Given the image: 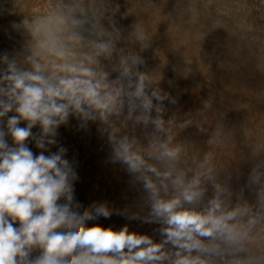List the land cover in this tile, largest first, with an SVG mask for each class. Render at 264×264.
Returning <instances> with one entry per match:
<instances>
[{"label": "clouds", "instance_id": "9594fccd", "mask_svg": "<svg viewBox=\"0 0 264 264\" xmlns=\"http://www.w3.org/2000/svg\"><path fill=\"white\" fill-rule=\"evenodd\" d=\"M12 27L29 39L0 55V264H264V251L254 255L248 247L258 223L252 209L229 207L212 167L201 165L191 177L177 169L171 130L193 121L166 118L177 99L147 67L142 53L151 37L142 27L125 35L115 16L107 25L89 18L83 0ZM121 117L151 124L166 138L145 152L119 135ZM73 119L80 129L91 122L107 131L114 161L141 185L147 207L143 217L129 218L159 225V242L127 225L89 224L126 210L75 199L78 174L57 140L58 129ZM208 181L213 196L205 202Z\"/></svg>", "mask_w": 264, "mask_h": 264}, {"label": "rangeland", "instance_id": "374dc122", "mask_svg": "<svg viewBox=\"0 0 264 264\" xmlns=\"http://www.w3.org/2000/svg\"><path fill=\"white\" fill-rule=\"evenodd\" d=\"M78 2L0 0V55H12L28 42L27 33L18 34L13 22L32 21ZM83 5L89 18L98 16L105 25L115 16L125 35L139 25L151 37V47L142 53L147 67L155 68L163 78L161 87L177 99L167 105L166 118L193 121L187 129L171 130L172 145L180 151L176 167L188 177L201 165L212 167L215 181L227 189L229 207L247 204L252 209L258 223L248 247L259 255L264 251V0H83ZM103 63L110 70L111 64ZM116 126L120 136L134 140L145 152L166 138L151 124L124 117ZM57 140L78 174L75 199L84 206L107 202L115 210H126L89 224L116 230L127 225L129 231L159 242V225L129 218L143 217L147 207L141 185L114 161L107 131L91 122L80 129L73 119L58 129ZM206 154H211L207 163ZM149 162L163 170L156 160ZM203 186L206 202L213 196V185L208 181Z\"/></svg>", "mask_w": 264, "mask_h": 264}]
</instances>
